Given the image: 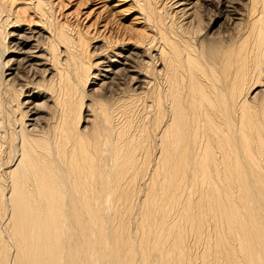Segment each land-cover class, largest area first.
I'll return each mask as SVG.
<instances>
[{
	"label": "bare ground",
	"instance_id": "bare-ground-1",
	"mask_svg": "<svg viewBox=\"0 0 264 264\" xmlns=\"http://www.w3.org/2000/svg\"><path fill=\"white\" fill-rule=\"evenodd\" d=\"M134 1L95 59L0 0V264H264V0Z\"/></svg>",
	"mask_w": 264,
	"mask_h": 264
},
{
	"label": "rangeland",
	"instance_id": "rangeland-1",
	"mask_svg": "<svg viewBox=\"0 0 264 264\" xmlns=\"http://www.w3.org/2000/svg\"><path fill=\"white\" fill-rule=\"evenodd\" d=\"M55 3H60L61 12L59 13V18L64 20L65 22L71 24V26L80 27L81 31L88 34V38L90 35V46L89 50L91 53H97L95 55V59L104 54L103 47L104 43L111 42L117 45L122 42L125 44V34H130L128 36H132L134 32H142L145 30V25L142 21L141 14L139 15V11L137 8V4L134 0H54ZM61 14V15H60ZM221 18L215 19V23L213 24V28L211 29V33L220 35V33H216L218 30L223 28L227 24L228 17L224 11V8L221 9ZM63 19H62V18ZM68 19L66 21V19ZM77 23V24H76ZM36 24H27L25 22L21 27L22 29L34 30L38 31L40 26ZM79 25V26H77ZM143 25V26H142ZM215 25V26H214ZM88 30V31H86ZM88 32V33H87ZM147 32V31H146ZM126 35V36H127ZM212 35V34H211ZM87 36V35H86ZM41 41V39H38ZM132 43V41H129ZM32 43V42H31ZM116 45V47H117ZM115 48V47H114ZM94 59V60H95ZM23 72L26 71L22 69ZM19 71V69H18ZM27 74V73H26ZM24 77L16 78L14 77L12 80H15L16 83L22 82L21 80L31 79L29 75ZM35 78V76H34ZM38 80L35 79L34 81ZM88 96L84 99L80 123L82 126H89V116L87 109L85 106L88 104L90 97H94L98 92L92 93L90 87L87 90ZM25 100V99H24ZM35 101V100H34ZM36 103V101H35ZM30 106V104H29ZM45 115L44 113H41ZM46 116V115H45Z\"/></svg>",
	"mask_w": 264,
	"mask_h": 264
}]
</instances>
